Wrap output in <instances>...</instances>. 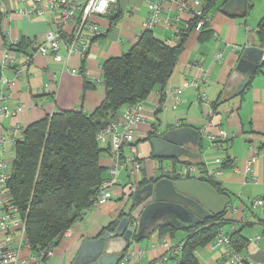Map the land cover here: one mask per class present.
Segmentation results:
<instances>
[{
	"label": "crops",
	"instance_id": "obj_1",
	"mask_svg": "<svg viewBox=\"0 0 264 264\" xmlns=\"http://www.w3.org/2000/svg\"><path fill=\"white\" fill-rule=\"evenodd\" d=\"M229 1L217 0L208 11L210 20L206 29L189 33L165 87L164 101L161 103V92L155 88L141 102L142 120L135 128L141 172L132 175L127 169L123 170L117 183L108 189L111 198L92 205L60 240L55 255L45 264H72L84 240L115 231L119 221L128 215L131 199L141 187V181L153 182L171 169L169 160H165L168 162L165 166L164 161L153 158L152 146L146 138L180 127H191L200 133L199 145L192 147V151L201 155L198 160L203 168L195 167L192 176L216 180L230 198V205L236 208L229 217L232 224L223 231L228 233L236 226L245 225L243 234L247 238L259 236L255 243H249L246 256L256 264H264V215L260 216L258 209L251 207L252 200H264V64L244 77L242 82L247 78L250 82L239 95L234 96L237 84L228 88L241 51L262 46L256 26L264 17V0H246L245 3L233 0L229 9L224 10ZM32 7L31 2L0 0V61L5 48H14L21 42L18 51L32 54L30 64L21 75L16 77L12 67L1 70L4 77L16 79L6 104L21 108L3 122L1 131L4 132L15 126L23 130L59 111L94 112L105 97L101 70L104 61L128 53L143 32L141 24L148 17L147 7L141 0H119L122 14L116 23L111 24L109 17L93 18L101 34L90 37L86 55L67 54L60 47L58 54L63 60L59 62L51 53L46 56L34 53V47L43 42L45 32L53 27V17L49 13L40 17L26 16L23 11ZM161 16L151 30L158 40L175 47L181 41L180 35L186 32L190 16L184 12L179 14L171 3L165 5ZM167 17L177 21V30L166 25ZM127 108L121 109L117 117ZM221 132L228 137L222 139ZM207 136H213L214 140L210 141ZM100 146L104 151L99 162L105 168L103 179L107 180L110 149L106 143ZM123 154H130L127 147ZM177 166L176 174L186 169L185 165ZM113 224V228H109ZM183 238V229H176L172 234L155 229L143 242L132 241L122 253L119 264H176L171 251L182 245ZM130 250L142 251L141 257L126 261L124 256ZM195 255L199 264H229L222 246L207 245L198 248Z\"/></svg>",
	"mask_w": 264,
	"mask_h": 264
},
{
	"label": "trees",
	"instance_id": "obj_2",
	"mask_svg": "<svg viewBox=\"0 0 264 264\" xmlns=\"http://www.w3.org/2000/svg\"><path fill=\"white\" fill-rule=\"evenodd\" d=\"M216 2L206 0L207 14ZM121 14L120 9L111 14V24L116 23ZM194 26L195 21H190L175 47L158 40L152 30H145L128 53L104 61L101 70L105 97L91 114L59 111L23 129L22 138L14 148L8 188L26 222V237L32 251L56 247L65 232L93 205L105 181V168L99 162L104 150L97 142V134L116 119L121 109L145 101L155 88L161 92V103L164 101L165 87ZM206 27L203 26L201 31ZM256 34L263 46L264 17L256 26ZM21 45L22 42L14 48L19 50ZM155 136L150 134L146 140L150 142ZM157 160L170 161L171 169L160 176L170 179H181L176 174L179 164L186 168L191 165L200 170L203 168L198 159L180 157ZM192 178L206 181L217 193L225 195L216 180L206 176H190L189 173L185 176V179ZM145 183L144 179L140 185ZM230 224L231 219L226 217L225 210L193 228L183 229L185 238L176 256L171 257L175 258L176 264H199L195 251L211 244L218 232ZM244 226H236L226 233L230 247L242 258H246L249 245L248 238L243 234ZM156 230L170 234L176 231L168 225Z\"/></svg>",
	"mask_w": 264,
	"mask_h": 264
},
{
	"label": "built area",
	"instance_id": "obj_3",
	"mask_svg": "<svg viewBox=\"0 0 264 264\" xmlns=\"http://www.w3.org/2000/svg\"><path fill=\"white\" fill-rule=\"evenodd\" d=\"M147 7L148 17L141 24L142 31L151 30L161 19L165 5L173 4L177 12L188 13L190 21H195L194 31H200L203 26L208 25L210 16L205 12L204 0H141ZM19 2H31L32 9L23 11L26 16L40 17L49 13L53 17V27L44 34L41 44L34 47V53L46 56L53 54L56 61L61 62L63 57L58 54L60 47H63L67 54L77 53L84 57L88 51V40L92 36H99L101 30L93 23V18L109 17L119 9V0H19ZM173 18L164 19L166 25L170 24L173 30H177ZM261 61L264 63V45L261 46ZM221 58L220 55L216 56ZM32 54L16 50L13 47L5 48L0 61V264H45L46 260L55 255V247H43L32 251L26 237V222L21 216L19 206L13 201L8 188L11 178V167L15 145L22 138V129L18 126L1 131L3 122L16 115L20 107L11 108L6 104L9 98L8 92L12 87L13 80L4 77L1 70L7 67L15 68L16 77L21 75L25 66L30 64ZM76 73V70H72ZM179 94L180 92L177 91ZM141 103L128 107L119 117L107 124L96 136L99 144L106 143L110 149L111 165L109 177L105 180L99 190L94 204L104 203L111 198L109 187L117 183L118 175L125 169L132 175L141 172V163L137 154L135 140L136 124L142 120ZM210 141L213 136H207ZM228 135L221 132V138L226 139ZM128 148L130 154L124 156L123 149ZM219 162V160H217ZM186 170V171H185ZM185 170L179 171L181 179L189 173L194 174V165L188 166ZM185 171V172H184ZM133 189V188H132ZM251 207L264 215V200L254 199ZM236 208L228 205L226 217L235 212ZM68 231L65 232L64 237ZM259 236L248 238L249 243H255ZM211 248L222 246L229 264H256L249 257L242 258L235 253L229 245V238L225 231L221 230L211 244ZM164 246H167L165 243ZM171 251V256H176L178 250ZM142 255V251H129L124 259L136 261Z\"/></svg>",
	"mask_w": 264,
	"mask_h": 264
},
{
	"label": "water",
	"instance_id": "obj_4",
	"mask_svg": "<svg viewBox=\"0 0 264 264\" xmlns=\"http://www.w3.org/2000/svg\"><path fill=\"white\" fill-rule=\"evenodd\" d=\"M232 2L230 0L224 10L229 9ZM240 55L228 82V88L237 84L234 96L249 84L248 78L242 82L244 77L264 64L258 47H246ZM199 135V131L191 127H180L155 136L150 139L152 155L156 159L186 157L196 160L201 155L192 151V147L199 145ZM132 199L128 215L119 221L115 231L106 232L97 239L84 240L72 264H119L122 253L132 241H141L158 227L190 229L222 214L230 205L227 195L217 193L209 183L196 178L160 177L138 188Z\"/></svg>",
	"mask_w": 264,
	"mask_h": 264
},
{
	"label": "rangeland",
	"instance_id": "obj_5",
	"mask_svg": "<svg viewBox=\"0 0 264 264\" xmlns=\"http://www.w3.org/2000/svg\"><path fill=\"white\" fill-rule=\"evenodd\" d=\"M263 68H264V66H263ZM10 158L12 159V158H14V153H11L10 154ZM165 166H167L168 165V162H166V161H164V163H163ZM257 211H259V210H257ZM260 212V211H259ZM257 214H258V212H257ZM225 229H227V226H225ZM144 240H142V241H139V242H143Z\"/></svg>",
	"mask_w": 264,
	"mask_h": 264
},
{
	"label": "flooded vegetation",
	"instance_id": "obj_6",
	"mask_svg": "<svg viewBox=\"0 0 264 264\" xmlns=\"http://www.w3.org/2000/svg\"><path fill=\"white\" fill-rule=\"evenodd\" d=\"M131 201H132V199H131ZM133 203V202H132Z\"/></svg>",
	"mask_w": 264,
	"mask_h": 264
}]
</instances>
